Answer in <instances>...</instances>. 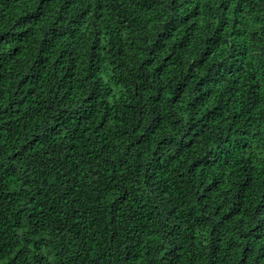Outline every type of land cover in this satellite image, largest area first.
<instances>
[{
  "label": "trees",
  "instance_id": "1",
  "mask_svg": "<svg viewBox=\"0 0 264 264\" xmlns=\"http://www.w3.org/2000/svg\"><path fill=\"white\" fill-rule=\"evenodd\" d=\"M0 264H264V0H0Z\"/></svg>",
  "mask_w": 264,
  "mask_h": 264
}]
</instances>
